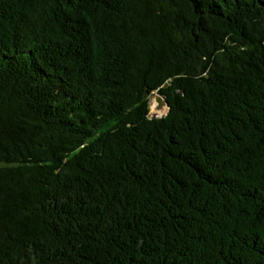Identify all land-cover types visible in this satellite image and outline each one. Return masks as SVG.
Masks as SVG:
<instances>
[{
    "label": "trees",
    "instance_id": "16d2710c",
    "mask_svg": "<svg viewBox=\"0 0 264 264\" xmlns=\"http://www.w3.org/2000/svg\"><path fill=\"white\" fill-rule=\"evenodd\" d=\"M0 264H264V0H0Z\"/></svg>",
    "mask_w": 264,
    "mask_h": 264
},
{
    "label": "rangeland",
    "instance_id": "374dc122",
    "mask_svg": "<svg viewBox=\"0 0 264 264\" xmlns=\"http://www.w3.org/2000/svg\"><path fill=\"white\" fill-rule=\"evenodd\" d=\"M150 110H151V117H162L167 114L168 109L165 106H160L159 100H158V95L155 94L151 96L150 98Z\"/></svg>",
    "mask_w": 264,
    "mask_h": 264
},
{
    "label": "water",
    "instance_id": "95a60500",
    "mask_svg": "<svg viewBox=\"0 0 264 264\" xmlns=\"http://www.w3.org/2000/svg\"><path fill=\"white\" fill-rule=\"evenodd\" d=\"M158 100H159V104L160 106H165L168 110H169V105L168 103L165 101V99L161 96L158 95Z\"/></svg>",
    "mask_w": 264,
    "mask_h": 264
}]
</instances>
